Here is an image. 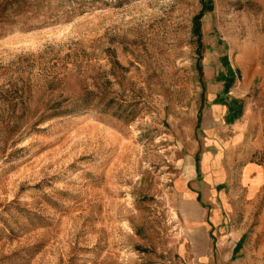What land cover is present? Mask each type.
Segmentation results:
<instances>
[{
	"label": "rangeland",
	"instance_id": "374dc122",
	"mask_svg": "<svg viewBox=\"0 0 264 264\" xmlns=\"http://www.w3.org/2000/svg\"><path fill=\"white\" fill-rule=\"evenodd\" d=\"M211 4L0 0V264H264L176 185L212 104L264 161V0Z\"/></svg>",
	"mask_w": 264,
	"mask_h": 264
},
{
	"label": "crops",
	"instance_id": "0c3cea01",
	"mask_svg": "<svg viewBox=\"0 0 264 264\" xmlns=\"http://www.w3.org/2000/svg\"><path fill=\"white\" fill-rule=\"evenodd\" d=\"M237 112L235 105L216 103L203 113L204 135L181 158L186 167L176 185L185 206L193 208L186 213L195 233L235 234V249L241 251L249 234H264V161L258 138L244 139L246 128L238 129L244 111Z\"/></svg>",
	"mask_w": 264,
	"mask_h": 264
},
{
	"label": "trees",
	"instance_id": "16d2710c",
	"mask_svg": "<svg viewBox=\"0 0 264 264\" xmlns=\"http://www.w3.org/2000/svg\"><path fill=\"white\" fill-rule=\"evenodd\" d=\"M211 1H212V0H202V2H203V8H202L201 12H200L198 15H196L195 18H194L195 27L197 28V30H199V28H200V20H199V19H200V17L202 16V14H203L205 11H207V10H211V9H212ZM230 85H231V84H230V82H229V84H227L226 87L229 88Z\"/></svg>",
	"mask_w": 264,
	"mask_h": 264
}]
</instances>
